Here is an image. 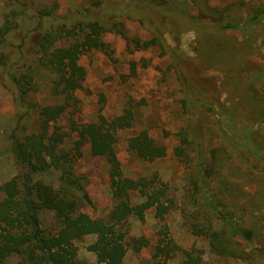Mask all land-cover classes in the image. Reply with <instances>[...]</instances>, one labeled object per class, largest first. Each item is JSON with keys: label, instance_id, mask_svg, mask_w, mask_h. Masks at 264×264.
Masks as SVG:
<instances>
[{"label": "rangeland", "instance_id": "374dc122", "mask_svg": "<svg viewBox=\"0 0 264 264\" xmlns=\"http://www.w3.org/2000/svg\"><path fill=\"white\" fill-rule=\"evenodd\" d=\"M95 1L98 0H15L18 5L27 4L31 16L43 7H57V13L63 16L85 13ZM99 1L107 5L109 0ZM7 4L6 0H0V28L8 13ZM188 5L195 8V12L200 8L211 10L222 22L231 20L241 24L239 29L224 34L174 18L168 20V26H160L168 47L183 58L181 64L194 62L202 70L205 80L209 81L211 75L218 77L220 95L216 102L190 82L183 65L181 73L175 69L173 56L163 55L157 47L131 52L123 38L109 34L106 40L115 51L114 61L99 52L82 57L80 64L87 70L84 88L75 94L76 103L57 125L69 134L65 147L70 151L75 141L71 121L81 125L97 122L100 116L115 118L132 105L136 109L134 125L118 133L116 145L123 173L133 179H151L158 175L161 182L169 185L177 207L164 223L155 219L152 211L147 213L145 222L132 218L128 224L130 236H146L155 245L166 225L169 238L178 247L168 264H184L183 251L192 248L203 251L206 264H264V124L257 128L249 122L251 116H239L238 112L254 111L259 119L264 118V14L253 24H244L251 21L258 8L264 9V0H191ZM125 24L131 38L142 41L153 38L151 30L139 21L125 20ZM24 30L27 31V27ZM20 37V32L12 37L15 45L21 41ZM28 44L24 46L23 56L12 47L14 54L19 55L13 60L19 62L20 68L34 61L29 50L30 42ZM8 48H0V52L9 51ZM224 49L231 53L225 62ZM213 55L220 59L208 61ZM132 63L136 64L135 75L131 72ZM4 73L0 69V184L22 173L10 152L8 139L16 130L20 116L26 112L19 103L18 91ZM183 75L190 82L187 87L183 85ZM52 81L51 75L45 72L38 74L37 90L29 93L27 101L39 108L63 103L61 98L53 95ZM250 84L259 92L253 105L249 103L252 91L245 95ZM203 105L215 109V114L208 112L218 121L207 134L201 133V139L191 135L194 145L184 144L187 139L185 132L195 130L189 113L207 109ZM188 106L193 109L187 113ZM224 109L228 111L224 112ZM231 117L232 123L229 121ZM25 125L35 126V123L30 120ZM142 131H148L158 144L167 148L166 158L148 162L128 151L127 140ZM178 147L185 151L181 158L175 154ZM73 171L76 177L82 178L81 182L93 202V205L82 207L81 211L93 219L105 218L115 206L106 160L93 157L90 147L85 146ZM60 175L61 172L52 170L46 182L58 188ZM218 213L252 231L251 242L226 236L230 245L227 254L213 252L207 236L197 232L194 225L212 224L215 231L221 232L224 222ZM42 221L46 231L55 233L59 229L52 212H43ZM95 242L96 237L90 236L76 243L80 260L90 264L96 262V255L89 251ZM152 261V248L140 253L130 249L125 258V264H151ZM18 263L19 259L13 257L6 264Z\"/></svg>", "mask_w": 264, "mask_h": 264}, {"label": "trees", "instance_id": "16d2710c", "mask_svg": "<svg viewBox=\"0 0 264 264\" xmlns=\"http://www.w3.org/2000/svg\"><path fill=\"white\" fill-rule=\"evenodd\" d=\"M6 1L8 13L0 28V48L9 47L10 50L0 52V69L4 70L6 79L18 91L19 103L26 108V112L20 116L16 130L12 131L8 139L10 152L22 173L0 184V264H6L13 257L19 259L18 264H90L78 258L76 246L77 242L90 236L96 237V242L89 247V251L96 255L94 264H125L130 249L140 253L149 248L153 249L151 264H168L178 247L169 238L166 225L155 245L146 236L131 237L128 227L134 217L145 222L147 213L151 211L155 219L164 223L177 207L169 185L161 182L158 175L151 179H133L123 173L116 152L118 133L133 127L136 109L129 105L122 115L111 119L100 116L94 123L80 125L71 121L75 141L70 151L65 147L69 134L64 133L57 123L72 104L76 103L75 94L84 88L87 70L80 64L82 57L91 52H99L114 61L115 51L106 40L107 35L123 38L131 52L160 48L163 55L173 56L175 69L181 73L180 68L184 69L181 64L183 58L176 50L168 47L160 26H168V20L174 18L224 34L226 31L239 29L241 24L231 20L222 22L211 10L200 8L195 12V8L188 5L191 0H109L106 1L107 5L98 0L85 13H70L66 16L58 14L57 7H43L39 13L31 16L27 4L18 5L15 0ZM263 14L264 9L258 8L251 21L244 24H253ZM133 19L149 28L153 38L149 41L131 38L125 20ZM26 27L27 31L24 30ZM19 32L21 41L15 45L12 37ZM29 42L34 61L25 63L20 68L19 62L13 60L19 55L14 54L12 47L18 49L20 56H23L24 46ZM230 54L224 49V62ZM211 58L220 59L213 55L208 61ZM183 66L190 82L200 88L207 98L216 102L220 95L218 77L211 75L209 81L203 79L206 77L194 62L185 61ZM136 70V64L132 63L133 75ZM42 72L53 77V95L61 98L63 103L39 108L35 103L27 101L29 93L37 90L36 78ZM183 78V85L187 87L190 82L185 75ZM249 91H252L249 103L253 105L259 92L251 84L246 89V96ZM187 102L188 99L186 104ZM203 107L207 108L204 109L206 111L195 113L188 106L187 113L191 111L189 114L195 130L185 132L187 139L185 138L184 144L194 145L191 135L199 140L201 133L207 134L210 129H214L213 124L218 120L208 111L214 114L216 111L210 105ZM227 111L224 109V112ZM238 112L239 116H251L249 122L257 128L264 124V118L259 119L254 111ZM30 120L35 126L25 125ZM229 121L232 123V117ZM85 146L90 147L93 157L105 159L109 166L110 188L115 206L105 218L93 219L81 211L85 205H93L81 182L82 178L76 177L73 171ZM182 147L176 148L177 157L184 156ZM127 149L148 162L162 160L168 154L167 148L158 144L148 131L129 138ZM52 170L61 172L58 188L46 182V177ZM43 212L54 214L59 225L57 232H49L43 228ZM218 216L224 222V230L221 232L215 231L212 224L202 227L194 225L197 232L207 236L213 252L220 255L226 253L230 247L226 236L251 242L252 231L240 227L222 213H218ZM183 254L184 264H206L202 250L192 248L184 250Z\"/></svg>", "mask_w": 264, "mask_h": 264}]
</instances>
